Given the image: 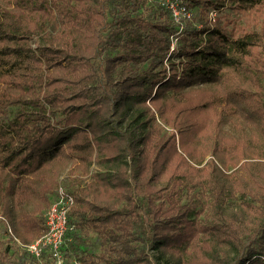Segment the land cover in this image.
<instances>
[{
    "label": "trees",
    "instance_id": "obj_1",
    "mask_svg": "<svg viewBox=\"0 0 264 264\" xmlns=\"http://www.w3.org/2000/svg\"><path fill=\"white\" fill-rule=\"evenodd\" d=\"M167 1L0 0V264H264V0Z\"/></svg>",
    "mask_w": 264,
    "mask_h": 264
},
{
    "label": "built area",
    "instance_id": "obj_2",
    "mask_svg": "<svg viewBox=\"0 0 264 264\" xmlns=\"http://www.w3.org/2000/svg\"><path fill=\"white\" fill-rule=\"evenodd\" d=\"M167 3L172 9L174 15L177 16L176 12H174V7H171L172 1H167L166 4ZM179 12L182 14L187 13V15H189L183 6H179ZM72 202V194L67 192L63 186H59L55 198L43 214L45 230L26 246L36 256L40 255L43 246L49 245L55 264H63V257L60 248L67 223V209Z\"/></svg>",
    "mask_w": 264,
    "mask_h": 264
},
{
    "label": "rangeland",
    "instance_id": "obj_3",
    "mask_svg": "<svg viewBox=\"0 0 264 264\" xmlns=\"http://www.w3.org/2000/svg\"><path fill=\"white\" fill-rule=\"evenodd\" d=\"M168 1H170L171 2V0H168ZM180 0H175V1H172V6L171 7H174V12H176V15L177 16H175L174 15V13H173V11H172V14H173V17L175 18V20H177V21H179V18H180V15H183L182 13H180L179 12V4H182V5H184V3H185V1H184V3H182L183 1H180ZM189 13V12H188ZM215 13V12H214ZM214 13H212V15H214L215 17H216V14H214ZM211 14V13H210ZM172 44H174V46L176 45V38L174 37L173 39H172ZM55 191H56V189H55ZM54 191V193L50 196V200H49V202H48V204L53 200V198H54V196H55V192ZM48 204H47V206H48ZM46 206V207H47ZM46 207H45V210H46ZM44 210V211H45ZM44 213V212H43ZM43 213H42V215H43Z\"/></svg>",
    "mask_w": 264,
    "mask_h": 264
}]
</instances>
